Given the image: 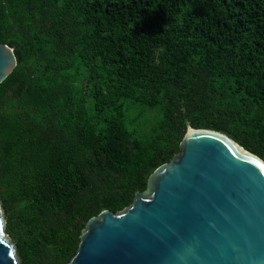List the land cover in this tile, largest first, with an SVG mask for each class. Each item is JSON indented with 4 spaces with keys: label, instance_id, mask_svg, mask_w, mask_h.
Returning <instances> with one entry per match:
<instances>
[{
    "label": "trees",
    "instance_id": "1",
    "mask_svg": "<svg viewBox=\"0 0 264 264\" xmlns=\"http://www.w3.org/2000/svg\"><path fill=\"white\" fill-rule=\"evenodd\" d=\"M0 44L16 59L0 211L18 264H68L86 222L179 152L185 123L264 162V0H0Z\"/></svg>",
    "mask_w": 264,
    "mask_h": 264
},
{
    "label": "water",
    "instance_id": "2",
    "mask_svg": "<svg viewBox=\"0 0 264 264\" xmlns=\"http://www.w3.org/2000/svg\"><path fill=\"white\" fill-rule=\"evenodd\" d=\"M15 65L0 44V83ZM185 124L179 152L127 208L86 222L68 264H264V162ZM0 264H18L1 211Z\"/></svg>",
    "mask_w": 264,
    "mask_h": 264
},
{
    "label": "rangeland",
    "instance_id": "3",
    "mask_svg": "<svg viewBox=\"0 0 264 264\" xmlns=\"http://www.w3.org/2000/svg\"><path fill=\"white\" fill-rule=\"evenodd\" d=\"M135 116V114L133 113V112H131L130 114H129V118H131V117H134ZM143 119L141 118V121H142ZM8 239V238H7ZM9 240V239H8ZM10 241V240H9ZM11 243V242H10Z\"/></svg>",
    "mask_w": 264,
    "mask_h": 264
}]
</instances>
